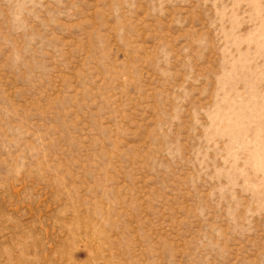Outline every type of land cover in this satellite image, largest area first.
Returning a JSON list of instances; mask_svg holds the SVG:
<instances>
[{"label":"rangeland","instance_id":"rangeland-1","mask_svg":"<svg viewBox=\"0 0 264 264\" xmlns=\"http://www.w3.org/2000/svg\"><path fill=\"white\" fill-rule=\"evenodd\" d=\"M0 264H264V0H0Z\"/></svg>","mask_w":264,"mask_h":264}]
</instances>
